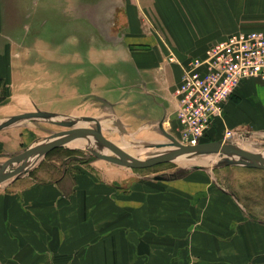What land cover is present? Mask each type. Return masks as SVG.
I'll list each match as a JSON object with an SVG mask.
<instances>
[{
  "label": "crops",
  "instance_id": "crops-1",
  "mask_svg": "<svg viewBox=\"0 0 264 264\" xmlns=\"http://www.w3.org/2000/svg\"><path fill=\"white\" fill-rule=\"evenodd\" d=\"M237 32L264 34V0H0V149L6 128L35 109L28 78L59 77L60 62H84L91 78L99 66L97 92L109 97L138 78L155 97L147 124L175 123L182 68ZM18 60L17 90L8 81ZM225 131L264 138L263 80L243 82L208 135ZM52 162L0 183V264H264V218L194 178Z\"/></svg>",
  "mask_w": 264,
  "mask_h": 264
},
{
  "label": "rangeland",
  "instance_id": "rangeland-1",
  "mask_svg": "<svg viewBox=\"0 0 264 264\" xmlns=\"http://www.w3.org/2000/svg\"><path fill=\"white\" fill-rule=\"evenodd\" d=\"M6 32L10 33L8 30ZM7 47L10 46L7 45ZM20 48V45L16 47L18 54ZM13 64L16 77H14V81L9 79L8 87L14 85V89L16 87L18 90L21 87L19 76L22 63L18 60ZM37 64L36 62L29 63L34 70ZM39 65H44L47 70L53 68V63H39ZM91 68L93 70L92 78L84 75V62H60L56 63V70H54L57 75H60L59 77L37 79L32 76L28 78L30 92H35L32 95L36 106L34 110L28 112L27 119L24 121H20V119L16 125L6 128L7 131H12L11 134L7 132L6 135L12 136L9 137L11 140L7 141L10 143H5L4 147L0 149V166L9 158L20 155L29 149L44 146L49 142L51 136L76 128L92 130L118 147L122 144L129 146L136 152L134 157H130L123 148H119L132 159L143 160L153 155L172 151L173 148L168 146L170 140L163 132L173 136L175 134L179 139L181 135L177 130L176 122L171 121L172 123L169 125L163 121L158 127L147 124L151 120L148 115L150 107L155 103V97L153 94L145 93L138 86L139 79L126 80L128 83L123 87L126 93L123 95H121L122 92L121 94L114 93L109 97L106 92H97L100 89L101 79L98 75L101 68L96 65ZM73 73H76L77 76L73 77ZM113 80L114 78L110 77V83ZM37 90L39 94L36 93ZM123 98H126L127 102L116 109L114 103L122 101ZM160 102L164 105L168 104L161 99ZM37 104L40 108H37ZM56 122H60L62 125H58ZM73 137L80 138L85 142V145L69 146L64 142L60 147L34 158L23 172L1 182V184L31 174L40 165H46L52 161L51 165L67 171L66 167L74 163L98 162L100 159L95 153L117 156L110 148L94 139L83 136L69 138ZM223 137L224 135L212 137L210 141H223ZM5 139L7 140L6 137ZM202 140L198 144L207 143ZM227 143L264 158V138L262 137L259 138L253 134L250 136L248 133L238 135L232 133V136L227 139ZM245 161L248 162L246 159L232 154L191 153L176 156L158 165L144 169H131V171L141 178L156 179L160 183L176 177L194 178L200 183L206 184V193H218L232 197L242 205L246 212L250 211L252 214L264 218V170L248 167V163ZM19 166L14 165L10 169H16ZM157 177L162 179H157Z\"/></svg>",
  "mask_w": 264,
  "mask_h": 264
},
{
  "label": "built area",
  "instance_id": "built-area-1",
  "mask_svg": "<svg viewBox=\"0 0 264 264\" xmlns=\"http://www.w3.org/2000/svg\"><path fill=\"white\" fill-rule=\"evenodd\" d=\"M264 81V34L237 32L182 68L174 90L175 122L183 145H197L223 118L224 107L248 79ZM232 136L224 132L223 140Z\"/></svg>",
  "mask_w": 264,
  "mask_h": 264
},
{
  "label": "water",
  "instance_id": "water-1",
  "mask_svg": "<svg viewBox=\"0 0 264 264\" xmlns=\"http://www.w3.org/2000/svg\"><path fill=\"white\" fill-rule=\"evenodd\" d=\"M58 125H62L60 122H56ZM163 134L170 140V147L172 151L166 153H160L153 155L143 160L132 159L126 155L120 148H118L114 143L104 138L102 135L86 129V128H76L68 131H62L49 138V142L45 143L44 146L29 149L26 152L17 155L15 157L7 159L0 166V183L6 181L10 178H14L16 175L20 174L26 168L29 160L45 155L46 153L60 147L64 142L67 141L69 137L72 136H83L84 138L94 139L108 148H110L115 156L108 154L95 153L98 159L119 165L130 169H144L154 165L161 164L163 162L169 161L172 158L180 155L191 154V153H220V154H232L241 158L246 159L248 162L247 166L252 168H257L264 170V158L258 154L250 153L244 149L227 143V140L223 141H211L207 143H200L197 145H183L179 143L171 134L163 132ZM81 135V136H80ZM14 165H20L16 169H10ZM157 179H162L157 177Z\"/></svg>",
  "mask_w": 264,
  "mask_h": 264
},
{
  "label": "bare ground",
  "instance_id": "bare-ground-1",
  "mask_svg": "<svg viewBox=\"0 0 264 264\" xmlns=\"http://www.w3.org/2000/svg\"><path fill=\"white\" fill-rule=\"evenodd\" d=\"M174 137L175 138H177L176 136H175V134H174ZM177 140V139H176ZM178 141V140H177ZM179 142V141H178ZM65 145H80V146H84L85 145V142H83V141H81V139L80 138H78V137H73V138H68L67 139V141L65 142ZM117 146V145H116ZM118 147V146H117ZM120 148H123V150L124 151H126L128 154H129V156L130 157H134L135 156V151H134V149H131V148H129V146H126V145H124V144H122V145H120L119 146ZM118 147V148H119ZM251 153V152H250ZM208 158V157H207ZM211 158V157H210ZM32 160H34V158L32 157L30 160H29V162H28V164L30 163V161H32ZM215 160V159H214ZM27 164V165H28Z\"/></svg>",
  "mask_w": 264,
  "mask_h": 264
},
{
  "label": "trees",
  "instance_id": "trees-1",
  "mask_svg": "<svg viewBox=\"0 0 264 264\" xmlns=\"http://www.w3.org/2000/svg\"><path fill=\"white\" fill-rule=\"evenodd\" d=\"M210 138H211L210 135H206V137L203 138L202 141H203V142H211V141H210ZM204 140H205V141H204Z\"/></svg>",
  "mask_w": 264,
  "mask_h": 264
}]
</instances>
